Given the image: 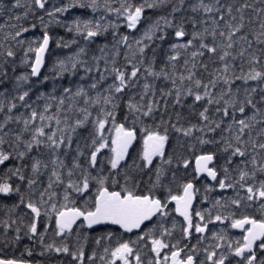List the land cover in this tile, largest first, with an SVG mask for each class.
I'll list each match as a JSON object with an SVG mask.
<instances>
[{
  "label": "snow or ice",
  "instance_id": "obj_1",
  "mask_svg": "<svg viewBox=\"0 0 264 264\" xmlns=\"http://www.w3.org/2000/svg\"><path fill=\"white\" fill-rule=\"evenodd\" d=\"M48 3L49 0H11L7 9L0 4V18L6 17L0 23V88L9 80L8 69L16 63L17 49L23 50L20 63L30 68V72L15 77L12 89L0 91V165L19 162L8 169L7 178L0 183V194L18 197L9 212L24 208L28 219L24 236L43 245L54 218V234L61 240H53L45 248L70 257V264H96L97 259L100 264H264V0H141L139 4L119 0V7H113L111 0H67L65 5H53L51 10L46 7ZM169 5L170 11L154 21L144 15L147 9ZM76 8L114 13L118 20L123 18L130 30H136L144 21L150 22L139 38L130 40L128 35H118L119 24L101 23L103 16L100 20L76 17L70 23L57 19ZM38 11L48 17L47 22L44 16L36 17L45 31L38 40H25L24 34L37 25L26 27L24 22ZM188 11L203 13L206 18L187 16L184 13ZM52 23L61 24L84 41V46H79L76 38L67 42L62 37L58 39V47L78 45L77 51L58 60V74L76 76L82 69L80 80L88 77L92 81L87 88L83 84L62 87L60 96L41 93L37 99L54 102L56 114H48L52 103H45L43 110L38 111L28 102L35 87L28 82L39 77L53 40L47 30ZM109 28L113 32L111 47L99 46V55H93L89 64L83 59L87 45ZM168 30L176 42L170 44V54L157 71L156 53L153 50L149 58L147 50L155 41L168 40ZM121 47L126 49L123 65L118 64ZM177 64H182L183 71H177ZM210 64L215 65L211 71ZM93 73H99L98 78ZM109 77L111 83L102 87ZM150 77L153 82H149ZM160 79L170 82L171 88L158 89L155 81ZM90 91H95V95H90ZM169 97L172 108L183 107V102L191 98L188 107L195 110L197 122L184 126L179 112L175 113L176 123H171V116L167 121L161 118L159 124L143 129L142 153L130 159L129 148L136 139L135 124H143L145 118L154 120L161 109L166 114ZM125 98L128 115L124 119L132 118L131 127L116 123L117 110ZM17 108L29 110L28 115L15 114ZM92 108L98 109L94 118ZM71 112L79 113L74 121L67 115ZM110 123L115 130L111 146L104 134ZM169 128L195 141L187 144L188 149L199 146L200 154L194 157L196 175L191 179L187 175L191 163L188 157L175 151L165 154ZM80 129L85 132L83 136ZM73 134L78 137L75 149ZM104 149H110L111 155H104ZM70 152L74 154L68 163L64 157ZM45 155L47 159L43 158ZM221 157L222 163L217 164ZM157 158L158 163H154ZM181 169L186 173L182 178L178 175ZM44 173L46 184L41 179ZM149 173L147 194H137L135 189ZM200 175L210 177L216 187L232 190L234 195L214 199L204 211L193 209L200 193L193 180ZM12 176L26 183L27 189L22 192L20 183H9ZM181 179L183 182L178 183ZM174 184H178V194H173L170 185ZM113 186L120 190H110ZM203 187L201 198L208 201V193L216 189ZM165 190L166 195L155 194ZM77 201H82V205L77 206ZM172 202L174 211L183 217L179 225L168 222ZM254 206L259 219L245 214ZM154 217L152 226L146 227L145 223ZM226 221L230 228L243 229L240 239H230L224 229L206 235L209 225ZM16 224L11 216L0 221V235L7 237L10 230L14 232L9 240L0 242L22 239V229L14 227ZM102 225H118L126 233L139 230L140 234L134 240L118 241L114 247L110 243L113 234H102L94 238L95 244L102 247V254L93 250L86 261L88 237L82 236L79 229ZM74 226L77 245L73 250L67 239L73 235ZM40 227L43 231H39ZM177 229L179 238L174 235ZM194 234H199L196 244L190 245ZM208 239L213 242L200 247ZM102 241L109 243L105 246ZM201 252L203 259L199 258ZM0 264L23 262L0 259Z\"/></svg>",
  "mask_w": 264,
  "mask_h": 264
},
{
  "label": "trees",
  "instance_id": "obj_2",
  "mask_svg": "<svg viewBox=\"0 0 264 264\" xmlns=\"http://www.w3.org/2000/svg\"><path fill=\"white\" fill-rule=\"evenodd\" d=\"M112 6L113 7H119V0H111ZM130 2L137 3L139 4L141 0H130ZM195 0H186V3H194ZM11 3V0H0V4H2L5 9L9 6ZM67 3V0H49L48 5H46L49 10H51V7L54 5L56 7L63 6ZM171 9V5L166 6L161 9H147L144 13L145 17L151 18V20H155L158 16L160 15H165L167 12H169ZM187 16H193L195 15L197 19L201 18H206L204 17L203 13H191L190 11L184 13ZM178 16L180 14H177ZM39 16H44L45 22H47L48 17L45 16L43 11H38L36 13V16H30L28 20L24 22L25 26H30V24L35 23L37 26L34 29H31L28 33L24 34L23 39L28 40V41H34L38 40L39 38L42 37L43 32L45 31V28L40 24V21L36 18ZM105 17L104 20L101 21V23H107V21H112L113 23H117L120 25L118 29V35H128L130 40L132 37H137L141 35L142 31L144 28L147 26V23L150 21H144L141 23V25L138 26V28L135 31H131L126 27V24L124 23L123 18L121 17L119 20L117 19L116 15L114 13H105L102 10L98 11L96 13H93L91 9H70L68 12L63 13L57 17V19L70 23L74 18L76 17H81L85 19H96L100 20L101 17ZM6 19V17L0 18V23L3 22V20ZM57 26V27H56ZM255 26V25H254ZM202 27V26H200ZM40 28V29H39ZM187 28L189 31L192 30V26L189 24L187 25ZM49 34L54 37V41H51L50 49L47 54L46 60H45V66L38 78L32 77L31 80L28 82V84H34L35 87L32 88L30 92V99L29 103L32 104L33 107L37 108L38 111L43 110V106L45 103H52L53 106L48 114H56L57 113V105L52 102V101H47L45 99H37V97L41 93L45 94H52L54 96H60L62 95V87L72 85L73 87L77 84H83L85 88H87L88 84H90L92 81L88 79V77H85V79L82 81L80 80V76H83V70L79 72L78 75L76 76H71L68 73L63 74V76L59 75L56 69V65L58 60L64 59L65 57L73 54L75 51L78 50V45L73 44L71 47L65 48L63 46L58 47L57 46V41L59 38H63L65 42L70 41L74 38L78 39L79 41V46H84V41L82 38L76 37V34L74 32H68L67 29L62 26L61 24H56L52 23L48 25ZM36 30V32H35ZM39 30V31H38ZM56 30V31H55ZM169 31V38L165 42L161 43L160 41H155L151 48L148 49V56L149 58L152 55L153 50L156 53V63L155 67L156 70L159 71L161 67H163L164 61L166 60V56L169 53V46L171 43L176 42L172 36H171V30ZM56 33V34H55ZM57 36L55 38V35ZM251 38V37H250ZM54 42V43H53ZM113 42V32L112 29L109 28L108 32L105 33L103 36L98 37L95 41L91 42L90 44L87 45V55L83 57V59H86L89 61V64H91V57L93 55H99L98 48L99 46L103 44H108L109 47H111V44ZM33 47L36 45L33 44ZM25 48L27 45L24 46ZM54 48V49H53ZM18 52V58L16 60L15 65H12L8 69V77L9 80L7 84H5L2 88H0V91H4L5 89H12L14 84H15V77L23 75L25 73L30 72V68L28 65L20 63L19 57L23 55V50L22 49H17ZM126 52V49L121 47L120 49V56L118 57V64L123 65L125 63L124 61V54ZM34 58V54H30ZM101 67H103V61H101ZM215 67V65L210 64L209 65V71L212 70V68ZM13 68L15 70H13ZM177 71H183L182 64H177ZM203 70L198 73V75L202 74ZM93 77L98 78L99 73H93L91 74ZM206 75V74H204ZM44 77H48L47 80H44ZM65 81V82H64ZM42 82V83H41ZM57 82V83H55ZM60 82V83H59ZM143 82V81H142ZM149 82H153L152 78H149ZM59 83V84H58ZM108 83H111V77L108 78V80L102 85V87H106ZM67 84V85H66ZM155 84L157 88H171V84L168 81H164L163 79L156 80ZM59 85V86H58ZM27 88V84L25 85ZM75 90V88H74ZM136 91H139L137 89ZM90 95H95V91H90ZM169 109L168 112L165 114L163 112V109L160 110V113L157 114L155 119L151 118H145L144 123L141 124L139 121L135 124L136 127V133H137V142L135 146L132 148L129 157L131 158H136L142 153V140L145 137V133L143 131L144 128H150L153 127L155 124H159L160 119L163 118L165 121L168 120L169 116L172 117L171 123H176V118H175V113L179 112L181 113V121L180 123L183 124L184 126H187L188 123H196L197 122V116L196 112L193 109H190L188 107L189 104L192 103L191 98H188L183 102V107L177 106L175 108L171 107L172 104V99L169 97ZM68 102L66 101V104ZM126 103V98L125 101L121 102L120 108L117 110V116H116V123H124L125 127H131L132 125V118L129 117L128 120H125L124 117L128 115V110L125 106ZM81 106H83L81 104ZM66 111V110H65ZM93 114V118L97 114L98 109L97 108H92L90 109ZM15 114H20L23 113L25 116L28 115L29 110L24 109V108H17L14 110ZM71 117V121H74L79 113L77 112H71L67 113ZM61 119H63V116H61ZM70 121V122H71ZM12 127H16L15 124L12 125ZM88 127H91V124L88 125ZM53 128H55V123L53 122ZM79 134L83 136L85 134L83 129L78 130ZM105 136L108 137L109 139V144L111 146V140L115 136V130L113 129L111 123L106 125V130H105ZM218 138V136H217ZM78 142V137L76 134H73V149H75L76 143ZM189 143H195V141L189 140L185 137H183L181 134L173 131L171 128H169V142L165 148V154L166 155H172L173 152L175 151L177 154L183 155L185 157H188L191 160V163L189 164V167L187 169V175L188 178L191 179L192 176H195V173L193 171V163H194V157L195 155L200 154L199 146L195 150H190L187 148V144ZM74 154V152H70L68 157H64L66 162L70 163L71 156ZM104 155H111L110 149H104L103 150ZM43 158L47 159V155H45ZM13 163H19L17 161L13 162H5L4 165H0V183H3L5 178H7L8 175V169L12 167ZM154 163H158V158ZM217 164L222 163V157L217 160ZM30 174V173H27ZM149 175L151 173L144 175L143 179L139 182V186L135 189L137 194H147V189L150 187L149 183ZM181 178L186 175L185 170L181 169V171L178 174ZM119 179V177H117ZM154 178V177H153ZM42 181L46 184L47 183V173H44L41 177ZM144 180V181H143ZM9 183H20L21 184V190L22 192L27 189V184L26 183H21L17 177L12 176L11 179L8 180ZM183 180L181 179L178 181V183H182ZM194 182V180H193ZM121 184H123V181L121 180ZM173 188V194H178V184L170 185ZM203 186H209V187H215V191L208 193L209 200L207 201L209 203V208L211 207V204L214 199H218L221 196H226V197H231L230 195L233 194L232 190L228 191H222L218 187H216V182L210 183V184H204L200 183L197 185V188L200 189V193L197 194V210H199V207L202 208L203 210L206 209L204 205V201L201 198V194L204 193V187ZM110 190H116L119 191L120 187L119 186H113L110 188ZM92 193H95V188L92 189ZM229 196H227L228 194ZM156 195H166V190L163 192L157 191L155 193ZM203 201V203H201ZM62 202V201H61ZM18 203V197L16 195H9L5 196L4 194H0V221L7 220L9 219V216H11V219L16 220L17 224L14 225V227L19 226L22 231H21V237L22 239L19 242H0V258L2 259H15L18 261H27L35 264H52V263H58V264H70L71 258L63 255V254H56L54 252H49L46 250L45 245L51 243L53 240H56L57 243L60 242L61 238L56 237L54 234V218L50 222L51 226L48 229V233L44 238V244H40L39 241L35 238H30L28 236H24V226L28 223L27 216L25 215V210L21 206L20 208L14 209L11 213L9 212V208L12 207L13 204ZM82 201H77V206L82 205ZM171 205V204H169ZM169 211L171 212V215L168 218L169 224L172 221H176L177 224L179 225L182 223L176 216L173 214V209L171 206H169ZM240 213H237V215ZM245 214L255 216L256 218L260 217L259 211L256 210V207L254 206L252 209L248 210ZM19 218V219H18ZM43 219V218H42ZM156 220V219H155ZM155 220L149 224V226H152V224L155 222ZM80 223V222H79ZM78 223V224H79ZM224 227L227 229H231L228 226V222L226 221L224 224ZM209 229L211 230L208 236L211 235L212 231H220L221 228L217 227V225H209ZM3 229L2 226H0V233H2ZM39 231H43V227L39 228ZM77 231L76 227L73 229V235L69 236L67 239V243L69 244L70 248L73 250L75 249L77 245V237L75 235V232ZM80 233L83 235H86L88 237V241L85 245V253H86V261H87V256L91 254L93 250L97 251L98 255L102 254V247H98L95 242L94 238L99 237L102 234L106 233H112L113 237L111 240V246H115L118 241L122 240H128V239H133L132 235H127L120 230L106 226V227H101L98 228L97 230L94 231H89L86 227L83 229H79ZM14 235L13 231H9L7 237H4L0 235V241H7L9 240L12 236ZM176 238H179V230L177 229V232L174 234ZM192 239V237H191ZM191 241V240H190ZM81 243H84V241L81 239ZM175 242V241H173ZM213 241L211 239H208L204 241L203 247H206L208 244L212 243ZM102 245H107L109 242L108 241H102ZM31 252V254H29ZM43 253V254H42ZM96 264H100L99 259H97Z\"/></svg>",
  "mask_w": 264,
  "mask_h": 264
},
{
  "label": "flooded vegetation",
  "instance_id": "obj_3",
  "mask_svg": "<svg viewBox=\"0 0 264 264\" xmlns=\"http://www.w3.org/2000/svg\"><path fill=\"white\" fill-rule=\"evenodd\" d=\"M196 175V174H195ZM195 185H196V187H197V185H199L200 183H204V184H210V182L208 181V179H204V178H198V179H195L194 180V182H193ZM234 195V194H233ZM201 203H203V201L201 202ZM197 196H196V199H195V202H194V204H193V209H195V210H197V208H196V206H197ZM204 205H205V207H206V209H208L209 208V203L207 202V201H204ZM169 206H171V208L172 209H175V205L174 204H171V205H169ZM199 211H204L203 210V206H202V208H200L199 207ZM175 212V211H174ZM240 217V214H238L237 215V218H239ZM260 218V217H259ZM259 218H257V219H259ZM181 222H182V219L180 220ZM183 223V222H182ZM215 225H217V224H215ZM222 224H220V223H218V225H217V227H220ZM146 227H151V226H149V225H147ZM210 229H209V233H210ZM209 233H207V234H209ZM138 234H140L139 233V231L138 232H136V233H134V234H132V236H133V240L134 239H136V236L138 235ZM206 234V235H207ZM244 233H243V230L241 231V232H239L238 233V231L237 230H235L234 228H231L230 230H228V234H227V236L230 238V239H232V240H238V239H240L241 238V236L243 235ZM197 235H199V234H194L193 236H192V239H191V241H190V245H194V244H196V237H197ZM238 236V237H237ZM204 243V242H203ZM203 243L200 245V247H203ZM144 251L145 252H147L148 250L147 249H144ZM151 254H149V256H150ZM200 259H203V253L201 252L200 253V257H199Z\"/></svg>",
  "mask_w": 264,
  "mask_h": 264
},
{
  "label": "water",
  "instance_id": "obj_4",
  "mask_svg": "<svg viewBox=\"0 0 264 264\" xmlns=\"http://www.w3.org/2000/svg\"><path fill=\"white\" fill-rule=\"evenodd\" d=\"M132 31H134V30H132ZM50 45H51V42H50ZM50 45H49V49H50ZM49 49H48V51H49ZM48 51L45 53V56H44V65H45V58H46V56H47V54H48ZM44 65H43L42 68H41L40 74H41L42 71H43ZM39 76H40V75H39ZM35 78H38V77H35ZM136 139H137V136H136ZM136 139L133 141L131 147L129 148V153H130L132 147L135 145V143H136ZM194 166H195V162H194ZM210 166H211V165H210ZM202 176H206V175H200L199 177H202ZM206 177H207V176H206ZM207 178H208L209 180H211L210 177H207ZM194 202H195V201H194ZM194 202H193V204H194ZM174 203H175V202H174ZM176 214H177L180 218L183 219V217L180 216L179 213L176 212ZM78 222H79V221H78ZM78 222H77V223H78ZM147 223H149V222H146L145 224H147ZM102 226H105V225H102ZM111 226L121 229L118 225H111ZM99 227H101V226H94L93 229H89V230H95V229H97V228H99ZM121 230L124 232L123 229H121ZM237 230H238V231H242L243 229H237ZM137 231H139V230H133L132 233L137 232ZM129 234H131V233H129ZM0 259H1V258H0ZM22 262H23V264H34V263H31V262H27V261H22ZM53 264H55V263H53Z\"/></svg>",
  "mask_w": 264,
  "mask_h": 264
},
{
  "label": "bare ground",
  "instance_id": "obj_5",
  "mask_svg": "<svg viewBox=\"0 0 264 264\" xmlns=\"http://www.w3.org/2000/svg\"><path fill=\"white\" fill-rule=\"evenodd\" d=\"M56 27H57V26H56ZM36 29H37V28H36ZM39 29H40V28H39ZM47 30H48V29H47ZM38 31H39V30H38ZM55 31H56V30H55ZM35 32H36V30H35ZM48 32H49V30H48ZM55 34H56V33H55ZM55 34H54V35H55ZM56 37H57V36L55 35V38H56ZM53 38H54V37H53ZM53 41H54V39H53ZM53 43H54V42H53ZM53 49H54V48H53ZM81 71H82V70H81ZM78 74H79V73H78ZM64 82H65V81H64ZM55 83H57V82H55ZM59 83H60V82H59ZM59 83H58V84H59ZM66 85H67V84H66ZM69 85H70V84H69ZM58 86H59V85H58ZM143 181H144V180H143Z\"/></svg>",
  "mask_w": 264,
  "mask_h": 264
},
{
  "label": "rangeland",
  "instance_id": "obj_6",
  "mask_svg": "<svg viewBox=\"0 0 264 264\" xmlns=\"http://www.w3.org/2000/svg\"><path fill=\"white\" fill-rule=\"evenodd\" d=\"M228 191V190H227ZM226 192V191H225ZM229 192V191H228ZM228 194V193H227ZM234 194V193H233ZM233 194L232 195H230V196H233ZM227 196H229V194L227 195ZM222 229H224L225 231H226V234L228 233V229L227 228H222Z\"/></svg>",
  "mask_w": 264,
  "mask_h": 264
}]
</instances>
